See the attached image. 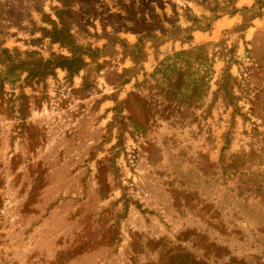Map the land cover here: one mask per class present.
Instances as JSON below:
<instances>
[{
	"label": "rangeland",
	"instance_id": "1",
	"mask_svg": "<svg viewBox=\"0 0 264 264\" xmlns=\"http://www.w3.org/2000/svg\"><path fill=\"white\" fill-rule=\"evenodd\" d=\"M0 264H264V0H0Z\"/></svg>",
	"mask_w": 264,
	"mask_h": 264
}]
</instances>
